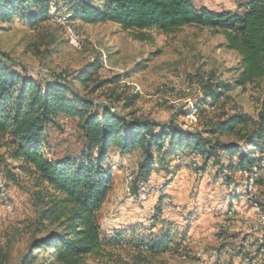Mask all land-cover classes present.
Wrapping results in <instances>:
<instances>
[{"label":"trees","instance_id":"obj_1","mask_svg":"<svg viewBox=\"0 0 264 264\" xmlns=\"http://www.w3.org/2000/svg\"><path fill=\"white\" fill-rule=\"evenodd\" d=\"M62 3L70 6L74 20L93 25L114 23L140 41L150 39L151 31L171 34L185 26L220 34L224 39L220 46L239 56L232 69L236 75L217 84L204 78L209 87L197 104L196 116L201 109H215L235 89L244 92L248 85L260 87L264 78V0L239 2L237 11L210 9L195 0H0V22L11 24L19 19L36 30L55 22ZM103 65L100 55L77 79L95 81L96 90L108 84L119 87L130 76L118 74L98 81ZM46 76L48 80L42 81L0 53V175L7 181L28 184L34 212L23 224L0 233V264H10L16 245L22 243L19 264H83L89 256L108 258L112 256L110 246L125 244L119 234L105 235L100 219L113 189L109 158L114 150L122 155L139 154L137 179L147 177L157 161L183 149L186 151L180 155L203 159V170L210 161L219 165L218 172L227 173L229 182L230 174L250 170L257 161L255 155L264 150V101L255 117L234 111L223 114L211 128H189L124 113L140 98L134 91L113 88L107 102L99 103L80 94L61 75ZM116 103H122L120 110ZM61 116L76 120L85 137L86 147L78 157L49 154L48 132L60 124ZM223 136L228 140H221ZM155 219L156 223L168 221L157 213ZM169 229L154 240L153 248L169 245ZM132 246L149 249L147 243Z\"/></svg>","mask_w":264,"mask_h":264},{"label":"rangeland","instance_id":"obj_2","mask_svg":"<svg viewBox=\"0 0 264 264\" xmlns=\"http://www.w3.org/2000/svg\"><path fill=\"white\" fill-rule=\"evenodd\" d=\"M243 1L205 0L207 5L218 11L235 9ZM60 6L63 10L57 12L56 23L41 25L36 30L19 19L11 24L0 22V53L9 56L21 69L42 81L48 80L46 74L49 73L61 75L80 94L90 96L99 103L107 102L113 88L139 93L135 106L124 111L132 112L133 117L208 129L215 126L225 113L230 115L241 111L253 117L257 115L264 101V78L260 87L248 85L244 92L235 89L219 101L215 109H201L198 116L194 115L197 104L209 87L208 80L214 84L229 82L236 75L232 69L237 65L239 56L220 46L224 40L220 34L207 28L185 26L171 34L151 31L150 39L140 41L114 23L93 25L74 20L68 11L70 6L64 3ZM57 16H64V19ZM100 55L104 65L98 73V81L130 73L119 87L108 84L93 90L95 81L82 83L77 79V75ZM205 77L208 80L205 81ZM121 104L114 106L120 110ZM59 120L60 124L51 127L48 132L50 156H80L86 147V140L78 129L77 121L65 116ZM67 126L73 132H67ZM209 136L216 138L215 135ZM220 138L228 140L225 136ZM261 152L264 150L255 155V166ZM139 157L138 153L123 157L114 150L109 158L113 169V189L101 211L102 230L107 236L119 234L125 244L110 246L112 256L108 258L89 256L83 264H264L258 252L264 224L259 223L260 228L256 227L258 214L243 197L249 172L254 166L234 174L228 170L231 182L226 179L227 173L218 172L219 165H212L208 172L207 169L204 171L203 161L197 162L199 167L196 169L180 165L176 172L169 171V176L165 178H161L164 174L153 170L145 178L155 173L154 187H142L132 199V177L145 179L136 178ZM223 162H227L226 157H223ZM191 164L197 165L195 162ZM182 169L192 173L193 183L185 194L177 195L174 187L172 191L168 185L183 179L180 174ZM6 182L14 211H7L0 191V233L34 216L28 184L7 181L4 175H0V183ZM255 193L258 198H261V193L264 196V175L257 179ZM229 195H233L237 203L227 205ZM163 196L171 197L177 210L165 217L168 221L156 223L155 214L159 215L157 208H161ZM228 208L235 209L232 215L228 214ZM259 220L262 219L259 217ZM168 229L172 235L169 245L161 250L153 248L154 240ZM134 243H147L149 249L137 250L132 246ZM24 247L25 243L16 245L10 264H19ZM247 257L249 261L245 260Z\"/></svg>","mask_w":264,"mask_h":264},{"label":"crops","instance_id":"obj_3","mask_svg":"<svg viewBox=\"0 0 264 264\" xmlns=\"http://www.w3.org/2000/svg\"><path fill=\"white\" fill-rule=\"evenodd\" d=\"M198 3L200 5H204L210 9H214V7H210L209 5L206 4L205 0H197ZM215 10V9H214ZM230 11H237L238 10V7L235 8V9H229ZM220 11V10H219ZM186 150H178L175 154H170L166 157V159L164 161H157L155 164H154V172L157 171L159 174H164V176L160 175L161 178H165V177H168L169 176V171H173V172H176L177 168L181 166H190L192 168H198V163L197 162H200V161H203V159L200 157V156H197V155H189L188 154V160H189V163L187 165H183V164H180L179 161L177 162V160L175 159L176 157H174L176 154H179V153H185ZM124 156H129V155H123ZM195 161H193V160ZM192 162H195L197 165L196 166H192ZM210 163H211V167H210ZM180 164V165H179ZM212 162L210 161L206 167L207 169V172L210 168H213L212 166ZM205 171V170H204ZM184 172V174H183ZM180 174H181V177H183V179L181 180H178V181H173L171 182L169 185H168V188L172 190H174V193H176L177 195H183L185 194L184 192L187 190V188L193 183V175L192 173L190 172V174H188L186 171H180ZM201 175V174H200ZM159 176V175H158ZM180 177V178H181ZM177 178V177H175ZM172 190V191H173ZM168 192V191H167ZM156 198L159 199V196H155ZM233 203H237V200L236 198L232 195H229L227 201H226V204L227 205H232ZM227 207V206H226ZM226 209V208H225ZM242 251L241 253L243 252V249L240 248Z\"/></svg>","mask_w":264,"mask_h":264},{"label":"bare ground","instance_id":"obj_4","mask_svg":"<svg viewBox=\"0 0 264 264\" xmlns=\"http://www.w3.org/2000/svg\"><path fill=\"white\" fill-rule=\"evenodd\" d=\"M64 22V21H63ZM263 151V150H262ZM259 157V156H258ZM182 160V161H179L180 164H187V161H188V157L185 156V155H180L178 157V160ZM179 164V165H180ZM258 173H264V152H261V155H260V159L258 160L257 162V165L253 167V169L250 171V174L248 176V181H247V187L246 189L244 190V194H243V197H245V199L247 201H249L250 205L252 206V208L256 211V213L259 215L260 219L263 220L264 222V203L260 200V198H258L257 196V193L256 192V182H257V175ZM133 175V174H132ZM264 175V174H263ZM134 177V176H133ZM146 179V178H145ZM144 179V180H145ZM130 181V180H129ZM0 189L1 191L4 190V183H0ZM146 192H149V189H146L145 190ZM159 192V190H157ZM247 191L251 194V196L253 197H246L245 194L247 193ZM157 192V193H158ZM162 192V191H161ZM161 195V194H159ZM2 196L4 197V192H2ZM242 196V195H241ZM167 198H170L168 196H163L162 199V202H161V208H164L165 206V201ZM262 198H264V196H262ZM160 208V207H159ZM232 208H228V210L231 211ZM229 211V212H230ZM261 220V221H262ZM264 224V223H263ZM261 226V225H260ZM259 227V226H258ZM264 227V226H263ZM260 228V227H259ZM264 229V228H263ZM262 229V230H263ZM261 230V229H260ZM263 241H264V231L262 232L261 236H260V243L263 244ZM260 244V246H261ZM263 247V246H262ZM259 257L262 259V261H264V249H263V252H260V255ZM246 261H249L248 258H245ZM255 262H253L254 264Z\"/></svg>","mask_w":264,"mask_h":264},{"label":"built area","instance_id":"obj_5","mask_svg":"<svg viewBox=\"0 0 264 264\" xmlns=\"http://www.w3.org/2000/svg\"><path fill=\"white\" fill-rule=\"evenodd\" d=\"M57 18L59 19H64V16H57ZM67 20V19H65ZM66 131L67 132H73V129L70 128V126L66 127ZM177 161H182V160H177ZM155 173H152L150 175V177L148 179L145 180H136L135 177L133 178V186H132V190H131V194H132V199L135 198V194H138L139 191H141L142 187H149V188H153V175ZM263 174L264 173H258L257 178H263ZM134 190L135 193H134ZM4 192V206L7 209V211L9 213H13L14 211V204L8 194V189H7V183H4V190L1 191ZM246 197H253L251 196V194L247 191V193L245 194ZM260 200L264 203V198H262V193H261V198ZM146 201V200H145ZM177 209L175 208V204L172 201V198H167L165 201V206L164 208H157V212L159 213V216L161 218H165L168 217L171 213L175 212ZM235 209L232 208L230 212H228L229 215H232L234 213ZM264 211V210H262ZM259 223H264L262 221L259 220V215H257V225L256 227L259 226ZM255 227V228H256ZM264 249V241H263V247H260V251L259 252H263Z\"/></svg>","mask_w":264,"mask_h":264}]
</instances>
